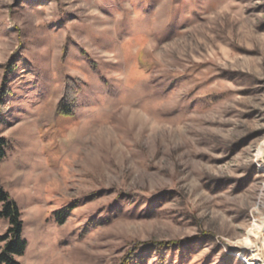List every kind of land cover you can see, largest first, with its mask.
<instances>
[{"label":"rangeland","instance_id":"374dc122","mask_svg":"<svg viewBox=\"0 0 264 264\" xmlns=\"http://www.w3.org/2000/svg\"><path fill=\"white\" fill-rule=\"evenodd\" d=\"M7 79L17 264H119L199 228L264 264V0H0ZM201 246L185 264H219Z\"/></svg>","mask_w":264,"mask_h":264},{"label":"trees","instance_id":"16d2710c","mask_svg":"<svg viewBox=\"0 0 264 264\" xmlns=\"http://www.w3.org/2000/svg\"><path fill=\"white\" fill-rule=\"evenodd\" d=\"M9 66L10 64L7 63V67ZM10 69L7 73H11L13 71V68L12 70ZM7 82L8 79L3 84L1 83L0 86V109H2V95L8 91ZM73 89L74 88L69 83V80L66 79L59 105H66L67 103H69L70 106L71 104L74 105L75 96H73ZM59 110L61 112L63 109ZM5 146L6 141L2 138V136H0V160L5 156ZM0 203L2 206L0 215L6 217L9 222L7 234L4 236L6 241L2 251L0 252V263L17 264V257L21 256L25 249V243L20 238L22 217L19 208L15 202L10 199L8 193L3 189L1 182ZM204 243L214 244L216 249L224 248L220 255L221 258L218 262L219 264L233 263L234 250H232V248L228 246V244L219 235L199 228V234L194 237H186L170 241H151L149 242L150 246L145 248L143 253L140 255L131 254L129 249V252H127V254L120 259L119 264H130L133 260L135 264H144V259L147 258V255L151 254L153 250L157 252L153 264H185L186 260L189 259L190 254ZM134 244L133 248L136 250L140 245L146 243L136 241ZM167 253H169V255ZM208 255L211 256L213 254L210 253ZM138 259H140L139 262L137 261ZM208 259L209 257H207L202 264H206Z\"/></svg>","mask_w":264,"mask_h":264}]
</instances>
